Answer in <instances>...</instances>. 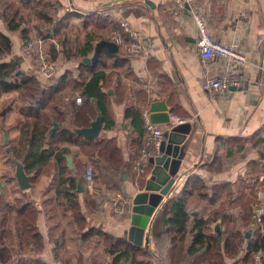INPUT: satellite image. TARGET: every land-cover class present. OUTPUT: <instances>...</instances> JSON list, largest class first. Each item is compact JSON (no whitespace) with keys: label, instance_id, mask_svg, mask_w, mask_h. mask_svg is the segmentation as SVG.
Returning <instances> with one entry per match:
<instances>
[{"label":"crops","instance_id":"0c3cea01","mask_svg":"<svg viewBox=\"0 0 264 264\" xmlns=\"http://www.w3.org/2000/svg\"><path fill=\"white\" fill-rule=\"evenodd\" d=\"M20 1L42 7L33 14L44 26L29 28L28 38L32 31H37L35 41L41 48L38 50L36 45L38 61L41 52L51 58L52 48H55L56 62L60 64L58 76L73 73L65 93L67 97L72 96L75 106H83L87 97L83 95L86 83L96 74H103L99 86L104 111H100L96 97H87L88 104L96 111L92 124L98 119L102 121L100 131L96 137L79 132L84 140L99 141V146L67 145L71 150L67 155L68 166L76 169L82 164L83 176L75 201L87 216V226L79 229L70 207H65L63 213L74 221L79 232L76 238L68 237L64 224H51L49 214L52 212L45 206L67 201L56 198V186L46 192L51 179H45L38 218L45 237L42 261L45 264H114L116 256L106 252L100 235L82 238L89 230L96 229L147 250L149 256H137L134 264H173L169 251L173 248L171 239L178 236V232L163 222L170 213L167 217L162 213L164 208L167 212L181 199L191 217L190 232L184 243L176 242L177 248L183 250L174 264H219V260L222 264H253L252 247L259 231L242 217L250 213V209L255 214L256 207H264V0L195 1L196 6L203 9L214 37L237 43L251 60V64L242 69L243 85L215 99L201 88V82L206 73L220 76L226 70L225 62L213 61L205 70L197 49V27L189 7L174 14L172 0ZM121 17L145 39L143 54L133 56L125 45L110 49L104 43H113L111 36L120 30ZM71 21L80 26L73 38L63 32ZM0 30L11 37L14 55L23 57L20 31L8 33L1 18ZM77 97H81L80 103ZM147 108L152 109L155 123L163 127L170 113L186 119L188 122L181 131L166 133V140L185 136L189 144L174 184L142 230L133 225L132 211L120 217L113 213L109 196L118 193L134 200L137 194L144 192L145 182L151 176L154 166L150 158L146 160L142 155L146 142L142 113ZM61 111L67 113L65 109ZM88 163L92 164L95 178L92 189L84 182ZM141 167H145L144 172L139 171ZM16 178L18 181L17 175ZM194 184L200 186L194 189ZM33 186L30 189H34ZM195 220L206 224L195 226ZM200 232L208 238L198 252V245L193 243L194 235ZM69 240L75 245L78 242L84 253L80 255L83 251L79 252V246L74 249V243ZM239 242L241 245L235 250ZM118 264L133 263L120 260Z\"/></svg>","mask_w":264,"mask_h":264},{"label":"trees","instance_id":"16d2710c","mask_svg":"<svg viewBox=\"0 0 264 264\" xmlns=\"http://www.w3.org/2000/svg\"><path fill=\"white\" fill-rule=\"evenodd\" d=\"M14 10L15 13H18V10ZM16 16L5 12L0 13V18L3 20L8 33L18 31L22 27L23 20L17 21ZM21 31L23 39H28V31ZM52 52V60L55 61L58 58V54L55 48H52ZM0 57H3V59L0 58V94L18 91L22 103L18 110L21 117L17 121V125L20 128L19 136L15 145L11 144V152L16 159L22 162L23 169L30 177L31 182H36L44 171L47 172L51 179L50 190L56 186V198L59 200L66 198L67 204L73 212L74 221L79 229L82 230L87 226V216L83 213L81 205L75 201L77 196L75 192L83 176L82 164L79 163L76 169H71L68 166L67 155L71 153V150L67 145L99 146V141L93 143L90 140H84L79 131L90 127L96 116L95 108L88 104V98L96 97L99 100L100 111H104L100 103L103 95L99 86L103 74H96L86 83L83 95L85 97L87 95L88 98L86 97L83 100V106H75L72 96L67 97V93H65L73 73L67 72L59 77L54 85H46L43 76L38 71L26 70L23 67L21 59L13 53L11 37L2 30H0ZM61 109H65L67 113H62ZM55 123L59 124V128L57 131L50 133ZM198 186L200 185L194 184L193 188L195 189ZM163 210V216L166 214L167 217V214L170 213V216L165 218L163 222L169 224L170 227L176 228L178 232V236L171 239L173 248L169 251L171 263L174 264L178 260L176 258L180 254V250L181 252L183 250L177 248L176 242L184 243L186 236L190 232L188 225L191 217L185 209L184 201L181 199L176 200L172 207L167 209V212L165 208ZM252 211L251 209L248 210L250 213L242 217L244 221L253 223L254 211ZM162 215L161 217H163ZM5 218L6 216L3 219ZM15 218L17 235L21 239L20 243L22 244L23 252L28 248V255L38 256V260L41 261L38 263L45 264L40 256L45 249V243L43 234L38 226V210L31 209L28 205L16 207ZM3 219L0 220V227L5 224ZM194 222L195 226L197 224L199 226L206 224L202 220H195ZM166 232L168 234L169 229ZM201 232L194 235L193 244L198 245L196 249L198 252L202 251L201 245L205 246L204 240L208 238ZM96 234L100 235L106 252L116 256L114 264H118L120 260H123L124 263L132 262L134 264V259L137 256H149L147 250L133 245L127 239L116 238L96 229L89 230V232L82 235V238L91 239ZM239 245H241L240 242L235 244V250ZM261 248H264V236L259 231L256 235V242L252 247V257ZM0 259L1 263L8 264L4 255L0 254ZM218 262L222 264L221 260ZM14 264L32 263L29 260H25V258H20Z\"/></svg>","mask_w":264,"mask_h":264},{"label":"built area","instance_id":"2783aa9c","mask_svg":"<svg viewBox=\"0 0 264 264\" xmlns=\"http://www.w3.org/2000/svg\"><path fill=\"white\" fill-rule=\"evenodd\" d=\"M173 13L179 14L187 7L190 8L194 22L197 27L198 39L197 49L205 70L209 69L211 62L222 60L225 62L226 70L220 76L205 74L201 82V88L208 95L215 99L231 90L240 88L245 81V74L242 71L251 64V60L237 43L223 42L214 37L203 9L196 6V0H172ZM120 30L113 32L111 40L116 45H125L130 55L138 56L145 52L146 41L141 33L133 29L125 17L118 21ZM40 42V41H39ZM38 44V41L27 40L22 44V51L28 53ZM39 72L43 76L46 85H54L58 81V66L47 54L41 52L39 58ZM264 69V66L262 65ZM81 102V97L76 98ZM142 120L145 127L146 142L142 148V155L147 160L160 155L162 143L166 140V133L171 132L175 127L184 125L188 121L176 114L170 113L166 126L156 124L152 119V111L147 108L142 113ZM145 171V167L139 169ZM84 182L89 189L95 185L93 167L87 165L84 171ZM109 203L116 216H122L132 211L133 199L126 198L122 194L112 193L109 196ZM252 226L256 227L264 236V207H256ZM253 264H264V248L253 254Z\"/></svg>","mask_w":264,"mask_h":264},{"label":"rangeland","instance_id":"374dc122","mask_svg":"<svg viewBox=\"0 0 264 264\" xmlns=\"http://www.w3.org/2000/svg\"><path fill=\"white\" fill-rule=\"evenodd\" d=\"M40 7L41 6L39 5H34L33 3L28 4L20 0H0V13L5 12L11 15H17V21L21 19L23 20L22 27L18 30L20 31L22 38L23 35L21 30L28 31L29 28L31 29L35 25L44 26V24L39 23V21L33 14V11H39ZM14 9L18 10V13H15ZM79 27L80 26L78 22L71 21V23H69V26L63 29V32L65 34H68L69 37L73 38V36L78 33ZM41 30H44V27H41ZM36 32L37 31L35 30L32 31L30 38L26 40L23 39V43L27 40L35 41L36 38H38L36 36L38 35V33ZM37 49H41L39 48V43L37 44ZM35 50L36 48L28 53H24L21 50V54L23 55V57L19 58L21 59L22 63H25L23 64V67L26 70L30 68L29 70H36L39 72L40 64L37 59V53ZM24 55H28V57L25 58ZM0 58L3 59V57ZM51 59H53V52L51 53ZM56 64L59 68L60 64L58 62H56ZM20 99L21 96L18 91L0 94V220H2L6 216V218L3 219L5 221V226L3 225L2 227H0V254L4 255L5 259L8 261V264H14L20 258L30 260L32 264H43L38 263L41 262L38 260L39 257L27 254L29 252L28 248H26L23 252L22 244L20 243L21 239L18 238V231L16 230L15 226L16 207L18 208L23 205H28L31 209H36L38 210V212L41 211L40 194L43 191L42 188L45 184V179L49 177L47 172L44 171L36 180V182H31L35 185L33 186L34 189L29 188L24 190L18 184L16 175L18 176V166L21 165L22 162L14 157L13 153L11 152L10 146L11 144L15 145L19 136L20 128L17 125V121L19 120V118H21L18 111L20 109V106H22ZM4 135H7V139H5ZM87 165H90V163L86 164V166ZM219 165L223 166V164ZM48 190H50L49 187L46 192ZM26 191L31 193L27 194L25 193ZM31 194H33V196H31ZM33 198L38 199L39 202L35 201ZM46 205L48 206V203ZM49 205L51 207L45 206V208L52 212V214H49L51 224L53 222H55V224H58V222H60V224H64L69 232L68 237H70L71 239L76 238V236L79 235V232L76 229V226L73 225L74 221L72 222V218L70 219L66 213H63L64 208L70 206L67 203L59 204L57 202H53ZM43 238L45 240V237ZM71 241L69 240V242ZM71 243H74V249L79 246L78 242H76L77 245H75V242L73 241ZM78 250L79 252L83 251L80 252V255L84 253V249H80V246ZM31 257H33V259ZM0 264H3L1 263V259Z\"/></svg>","mask_w":264,"mask_h":264},{"label":"water","instance_id":"95a60500","mask_svg":"<svg viewBox=\"0 0 264 264\" xmlns=\"http://www.w3.org/2000/svg\"><path fill=\"white\" fill-rule=\"evenodd\" d=\"M104 43L109 46L110 49H116L117 47L115 43ZM99 46H101V44H99ZM101 123V119H98L90 128L82 129L79 132L87 137H96L100 131ZM183 127H185V124L175 127L171 131L172 134L181 131ZM57 128L58 124L55 123L50 132L55 131ZM5 138L7 139V135H5ZM188 144L189 140H186L185 136H180V138L174 141L165 140L160 148L161 156L150 158V162L154 166L151 176L145 182L144 192L137 194L133 200L132 222L134 226L140 227L142 230L148 226L156 206H158L162 197L169 192L171 186L175 182V176L179 170L181 160L185 156V150ZM68 161L71 162L69 158ZM17 171L20 187L24 190L30 188V177L25 173L23 166L19 165Z\"/></svg>","mask_w":264,"mask_h":264}]
</instances>
